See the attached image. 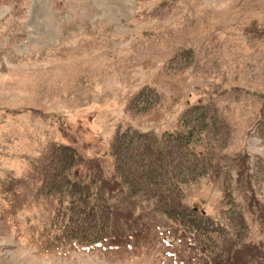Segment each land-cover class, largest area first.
<instances>
[{"label": "rangeland", "instance_id": "1", "mask_svg": "<svg viewBox=\"0 0 264 264\" xmlns=\"http://www.w3.org/2000/svg\"><path fill=\"white\" fill-rule=\"evenodd\" d=\"M129 129L193 163L162 179L182 200L107 192L115 246L56 187L66 146L111 180ZM218 263L264 264V0H0V264Z\"/></svg>", "mask_w": 264, "mask_h": 264}, {"label": "trees", "instance_id": "2", "mask_svg": "<svg viewBox=\"0 0 264 264\" xmlns=\"http://www.w3.org/2000/svg\"><path fill=\"white\" fill-rule=\"evenodd\" d=\"M171 142V141H170ZM171 143H167V140L158 139L156 136L146 135L139 131L134 130H126L123 132H119L115 139L112 142L111 152L115 159V175L111 180H106L104 176H102L101 171L98 166L96 167H86V171L84 174L90 178L91 183H93V190L90 189V181L89 178L86 180L79 181L77 179V175L79 168L83 169L84 162H80L79 155L77 156V150L73 147H63V158L62 165L64 169L62 180L58 181V187H56V192L58 195L65 193V195L71 196V202L74 204L70 208V216H69V224L73 223L74 218H76V214L84 215L82 212H75L76 204H81V207L89 209V211H93L97 217L98 227L97 232L99 233V237L101 240H107V242H111L115 246H126L128 242V238L125 239L126 235L121 234L120 224L116 220V218L111 217V222L109 223V229L103 228L102 224V213H101V204L109 202V195L107 192L112 191L113 197H118V202L125 199L124 197L128 196V198H136L140 196V198L144 199V195H140L139 193L142 190L152 192L154 194V198H158L157 202L166 201L170 197L177 200H182L181 191L179 186L175 192H172L170 195H165V192L168 191L170 193L171 189L166 190L162 185H164V181L162 179L165 176L174 177V185L178 184L177 181L182 174V171L185 169L182 159L183 155L186 153L181 152L179 155H175L174 148L170 146ZM187 147V146H186ZM186 147L184 149H186ZM183 153V154H182ZM187 157L191 163H193V158L189 153H187ZM190 167V166H189ZM72 168V170H68ZM76 168V172L73 169ZM92 168V174L88 170ZM157 181H159L158 184ZM180 181V180H179ZM113 182V185L111 183ZM183 182V181H181ZM89 183V184H87ZM78 186L80 189L78 191V198H74L72 194V186ZM155 188V189H151ZM163 187V188H162ZM89 189V194H85L84 190ZM143 192V191H142ZM93 195V196H92ZM117 195V196H116ZM107 196V197H106ZM96 197V200L93 201V198ZM62 199V197H61ZM88 202V203H85ZM62 203V200H61ZM182 203V202H181ZM86 206V207H85ZM176 207H169L164 211V214L170 215L172 212L176 214ZM85 219V218H84ZM174 223L177 224V231L184 232L183 235L186 236L192 235L193 231L189 228L188 222H184L182 216L181 217H173ZM182 222V223H181ZM133 226H136V222L132 223ZM78 223L73 227H68V231L71 230L76 233L77 239H79L77 229ZM148 224L145 228L141 229L138 233L133 236H140L145 233L147 230ZM200 227H197L199 231ZM150 229V224L149 228ZM107 230V231H106ZM196 232L198 233V231ZM130 231L133 234L136 232L135 230H126ZM134 231V232H133ZM175 231V232H177ZM141 240V236L139 237ZM219 264V263H218Z\"/></svg>", "mask_w": 264, "mask_h": 264}]
</instances>
